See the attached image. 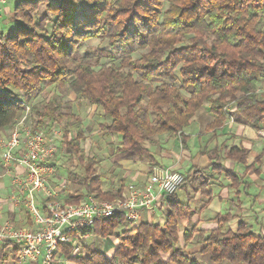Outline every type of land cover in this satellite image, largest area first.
Returning <instances> with one entry per match:
<instances>
[{
    "label": "trees",
    "instance_id": "1",
    "mask_svg": "<svg viewBox=\"0 0 264 264\" xmlns=\"http://www.w3.org/2000/svg\"><path fill=\"white\" fill-rule=\"evenodd\" d=\"M43 4L46 13L35 19ZM14 11V32L0 30V130L23 117L26 97L37 94L45 82L95 106L94 115L108 120L102 129L121 139L111 155L129 151L155 163L151 149L158 136L180 134L185 144V128L206 104L213 116L210 131L223 127L229 114L256 129L264 127V92L258 87L264 80V0H20ZM90 39L106 40L109 49L87 47L79 55ZM135 48L144 51L134 57ZM29 105L36 128L54 119L64 131L59 147L70 158L87 160L83 176L73 173L79 185L63 203L80 202L90 194L122 198L114 190H102L95 172L100 159L82 146L81 117L63 111L58 94ZM249 155L250 150L234 146L226 157L246 163L247 169L263 160L260 155L247 165ZM210 167L231 179L232 187L249 188L244 174L220 160ZM205 171L191 168L179 189L191 187L211 198V177ZM177 192L161 195L159 201L166 204L161 223H133L121 211L95 219L92 234L117 238L113 255L79 241V254H72L76 243H69L60 247L55 262L264 264V233L250 231L244 222L235 230H200L195 243L201 249L189 251L195 229L186 227L181 234L180 221L191 220L196 209ZM231 217L228 212L216 218Z\"/></svg>",
    "mask_w": 264,
    "mask_h": 264
},
{
    "label": "crops",
    "instance_id": "2",
    "mask_svg": "<svg viewBox=\"0 0 264 264\" xmlns=\"http://www.w3.org/2000/svg\"><path fill=\"white\" fill-rule=\"evenodd\" d=\"M19 1L20 0H9L3 6L0 16L2 13L4 15L10 12L13 5L16 6ZM8 18H10V16ZM2 22L5 23L6 21L2 20ZM93 110L95 112V106L93 107ZM194 125L195 124L189 125L184 130V136L186 138L185 144L182 143L180 134L163 133V135H159L157 144L151 149L156 160L155 163L150 162L148 159H142L134 152L129 151L123 153L118 152L111 155L110 152L113 149V144L119 145L120 141L108 142V149H110L109 153L107 152L105 157L99 158L101 160H99V162L103 164L102 168H107L105 169L104 174L97 172V170L95 171L96 174L101 176L102 190H114L116 193H121L122 197H124V195L128 194L131 188H143L149 180L155 166L171 168L184 175L187 174L191 168H206V174L211 177V198L202 195L198 191H193L194 189L191 187L188 190L185 188L179 189L177 192L180 199V192L182 191L184 193L182 197L185 201H183V199L180 200L183 202L189 201L190 204L195 206L194 209H196V213L192 218V220H196L193 222L192 220L190 222L187 220L180 222L181 234L184 233L183 231H185L186 227L195 229L190 241L191 243L187 246V249L191 252L200 250L202 245L195 243L200 230L209 232V230L218 228L219 226H221L223 230H235L240 222H244L250 231L256 234H263L261 232H264V230L260 229V227H262L264 223L258 225L259 230L257 232L253 229L255 228L254 225L256 222L264 221V127L256 129L240 120L232 122L229 121V119L225 122L223 127L216 131L208 130V123L206 124L207 130H205V132H202V129H200L201 127H195ZM210 132H213L211 141H209ZM228 138H231L230 141ZM231 140H234V142L232 143ZM234 146H241L250 150V155L247 158V165H251L255 158L260 155L263 160L255 163L254 166L247 169L246 163L237 162L236 160H231L226 157L228 150ZM217 160H220L225 166L235 169L240 174H244V179L249 182V188L244 190V184H241L238 188L232 187L231 179L224 174H218L217 171H213L210 164ZM101 164L99 167H101ZM55 165H57V160L55 161ZM16 170L18 172H23L24 168L18 165L16 166ZM55 175L56 172L51 177L50 182L58 191V199L64 202L68 192L73 191L76 188L70 190L67 189L65 194L62 193V188L57 187L54 184L56 179ZM105 177L108 178L106 179ZM0 186L6 188L5 190L8 195L7 198H5L6 200L0 199V209L6 205L7 209L10 210L13 215H15L16 212L21 211V209L23 210V206L13 201V191L10 177L8 175L0 178ZM189 197H191L190 200ZM165 208V202L162 203L159 201L155 213H149L147 210H144L139 222H163ZM157 212H159L160 215L155 217ZM228 212L232 215L230 219L216 218L218 214H225ZM5 221L11 220L9 219ZM30 222L31 219L28 220L25 225H31L32 223L30 224ZM18 224L25 226L23 222H18ZM251 227L252 229H250ZM90 235L94 234H89L87 237ZM112 240L114 241V246L112 250H107L106 254L108 256L113 255L117 244L116 237H112ZM1 244H3V246H1ZM10 245L13 244L0 242V264L5 263L6 259L10 257V255L6 253V249L9 248ZM61 252V249L57 251L56 259H59ZM15 253H17L16 249ZM15 253L11 256L14 262L17 261ZM40 262L41 261L38 260L33 262H19V264H41ZM71 262L74 264L73 261ZM55 263L61 264L62 262L59 263L58 260ZM63 264H65L64 261Z\"/></svg>",
    "mask_w": 264,
    "mask_h": 264
},
{
    "label": "built area",
    "instance_id": "3",
    "mask_svg": "<svg viewBox=\"0 0 264 264\" xmlns=\"http://www.w3.org/2000/svg\"><path fill=\"white\" fill-rule=\"evenodd\" d=\"M8 1L0 0V14ZM229 121H234L232 115ZM63 136V128L51 118L36 128L27 103L23 117L7 135L0 136V178L10 177L13 201L23 206L33 221L21 227L11 221L0 224V242L15 245L18 263L40 260L41 264H56L57 251L69 243H76L72 254H79L77 242L92 234L95 219L121 211L128 221L137 223L144 210L155 213L161 195L177 192L185 179L179 171L155 166L143 188H131L118 200L90 194L80 202L63 203L50 182ZM18 165L23 172L16 170ZM65 264L72 262L66 260Z\"/></svg>",
    "mask_w": 264,
    "mask_h": 264
},
{
    "label": "rangeland",
    "instance_id": "4",
    "mask_svg": "<svg viewBox=\"0 0 264 264\" xmlns=\"http://www.w3.org/2000/svg\"><path fill=\"white\" fill-rule=\"evenodd\" d=\"M54 1H62V0H54ZM14 2V1H13ZM15 5H13L12 10L10 12H8L7 14L2 13V15L0 16V30L6 32V33H10V32H14L17 24L16 22H14V7ZM13 12V13H12ZM46 13V7L45 4H43L40 9L38 11L35 10L34 16L35 19H39L40 17H42L44 14ZM10 16V18H8ZM2 20H5L6 22H2ZM87 47H100V48H104V49H109V45L108 42L106 40H101V39H90L88 41H86V43L84 44L83 47L80 48L79 50V55H82L85 51V49ZM144 50L139 49V48H135L134 52L132 53V55L134 57H138ZM106 61H108L107 58H105ZM119 62H117L118 64ZM41 89L39 90V92L37 94H35L32 97H26V100L28 101L27 103L29 104H36L39 103V101H43L45 100V102H48L52 96L54 94H58L59 95V100L62 103V110L65 111L66 113H73L76 116L81 117V122H82V126L84 129V140L82 142V146L84 147V149L86 150L87 154L92 157L94 155H97L98 158H102L105 157L106 153L110 151L109 148V144L108 142L110 141H116L119 142L120 139V135L118 134H107L105 130L102 129L101 124H107L108 120L103 117V116H96L94 115V110L92 105H89L86 102H80L79 100L76 99L75 95L73 93H66L64 90L62 89H56L53 84L45 82L41 85ZM259 91L260 92H264V80H261L259 82ZM185 91V90H184ZM185 93L187 94L188 92L185 91ZM43 106L40 105V107ZM231 106V105H230ZM231 106V110H232ZM209 104L204 105V107L198 112L196 119L194 122H192L193 124H195L194 126H199L201 127L200 129H202V132H205L206 129V124L212 120V115L209 112ZM232 115V114H229ZM229 115H228V119H229ZM234 117V121H235V116L232 115ZM32 121V119H31ZM74 121V120H73ZM33 123V121H32ZM11 127H7L4 130H0V136L1 135H7L10 131H11ZM212 134L213 132L209 133L210 139L209 141L212 140ZM70 135L74 136L75 135V131L71 130L70 131ZM160 138V137H159ZM231 138H228V140L230 141ZM231 142L233 143L234 140H231ZM56 159H57V165H56V179L54 184L57 187H61L62 188V193H66V190H70V189H75L77 188V186L79 185L78 182L80 181L79 179H75L74 178V174L83 176L86 172L85 170V164L87 162V160L85 161H79L76 157H69V155L67 154L65 148L63 146L59 147V151L58 154L56 155ZM104 160V159H103ZM101 161V160H100ZM101 164V162H97L95 164V171L97 170V172H100L102 174H104L105 169L107 168H102L103 164H101V167H99V165ZM107 176V174H106ZM106 178V177H105ZM108 178V177H107ZM106 178V179H107ZM6 188H3V186H0V199H4L7 198V191L5 190ZM191 191V189H190ZM183 192H180V199H183ZM183 201H185L183 199ZM193 208H195L194 205H192ZM16 215V216H15ZM15 215L12 214V212L10 210L7 209V206L4 205L1 209H0V224H2L5 220H11L12 224L15 225L16 227H21V225L18 224V222H23V224L25 225L28 220L31 219L30 214L27 212V210L25 208H23V210L21 209V211L16 212ZM19 215V216H18ZM159 212H157L156 216H159ZM192 220V219H191ZM189 220V222L191 221ZM196 220V219H194ZM192 220V222L194 221ZM181 222V221H180ZM260 223H264V221H259L256 222V224L254 225V231H258L259 230V224ZM131 225V224H130ZM124 226H120L116 229V232L119 233ZM252 229V227L250 228ZM260 229L264 230V224L262 225V227H260ZM260 232V231H259ZM261 233H264L263 231ZM198 239V238H197ZM85 244H88L90 246V248L92 249H98L100 251L103 252H107V250H112L113 246H114V241L112 240V238H103L99 235H90L89 237H86L84 240ZM5 242V241H4ZM1 246H3V244H1ZM15 245H10L9 248L6 249V253H8V255H10V257H8L6 259V262L3 264H19L17 261H13V259L11 258V256L13 255V253H15ZM86 249H82V254L85 252ZM209 264V263H208ZM222 264H231L230 262H224Z\"/></svg>",
    "mask_w": 264,
    "mask_h": 264
}]
</instances>
